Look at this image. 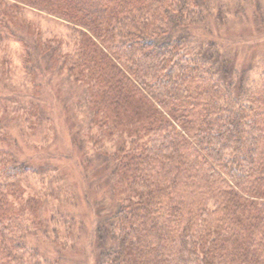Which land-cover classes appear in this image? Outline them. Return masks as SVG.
<instances>
[{
    "label": "trees",
    "instance_id": "obj_1",
    "mask_svg": "<svg viewBox=\"0 0 264 264\" xmlns=\"http://www.w3.org/2000/svg\"><path fill=\"white\" fill-rule=\"evenodd\" d=\"M258 1L0 0V264L61 262L39 238L54 250L80 239L84 216L76 224L68 206L102 181L108 193L88 202L95 264H264V61L253 76L255 66L193 33L246 27ZM25 8L73 33L63 66L61 42L45 40ZM11 41L21 46L19 85ZM52 68L66 69L59 87L78 97L66 174L84 177L82 191L29 152L37 145L26 132L47 134L40 71ZM53 171L43 194L29 193L32 175Z\"/></svg>",
    "mask_w": 264,
    "mask_h": 264
},
{
    "label": "rangeland",
    "instance_id": "obj_2",
    "mask_svg": "<svg viewBox=\"0 0 264 264\" xmlns=\"http://www.w3.org/2000/svg\"><path fill=\"white\" fill-rule=\"evenodd\" d=\"M255 9L256 13L254 11ZM255 9L252 7L248 14H245L247 18H249L246 21V27L245 25H235L234 27L217 28V26L214 25H207L204 27L205 30L201 28L193 30L194 34L205 35L216 40L226 47V49H230L231 53L236 58L237 65L241 66V68L247 67L248 65L255 66V69H253V76L257 75V73L262 70V65L259 64V62L261 60L264 61V23L261 22L264 19V4L263 2L261 4V0L255 4ZM23 13L26 20L41 31L45 40L61 42L62 57L57 65L63 66L64 57L67 53L73 52L75 48L76 38L69 30V27L61 20L34 9L25 8ZM227 14H229V12H227ZM8 52L7 58L11 61L13 80L15 84L19 85L24 75L20 56L21 46L17 42L11 41L9 42ZM57 68L56 70L52 68L40 71L45 86L38 100L44 103L46 102L44 107L47 113H49V119L44 130L47 134L45 135L43 132L39 137H35L30 131H27L26 136L28 140L37 145L36 148H31L29 152L45 166H55L57 165L56 163H58L63 170L59 174V178L64 180L62 183H69L74 186L75 190L82 191L86 189L87 185V182H84V177L79 181V178L75 179L72 178L74 176L66 174L72 171L71 168H69V162L66 156L70 153L68 133L71 127L75 126L72 111L73 109H75L76 112L78 111L75 105V100H78V97L74 91L66 94L65 91L63 92L60 89L59 83L62 81V76L66 74V69L62 68L63 71L58 72L59 68ZM12 131L16 132V129L13 128ZM75 155L80 157L77 151H75ZM40 167L42 168V166ZM56 174V171L48 172V175L45 174L44 176L34 174L30 177V183L32 185L27 186L26 189L29 193L43 194V192L48 189L52 175ZM93 177H95V175H93L92 178ZM59 178H57V180ZM100 183H94L87 188L92 197L91 199L89 196H86V198L82 196L80 201L75 202L74 205H76V208H73L72 205L68 206V209L74 210L78 214L76 224L80 221V215L84 216L85 224L83 226V231H79L77 225H75L73 230L74 235L81 234L80 239L69 235L66 240L59 243L58 248L56 247L57 250H54L52 244H45L44 240L39 238L38 245L43 248L44 252L52 254L53 256L61 250L64 258L58 264L96 263L99 254L98 241L95 236V225L98 216L95 217L97 212H94V208L88 202H90V200L96 202L98 199L101 201L104 196L103 194L108 193V187L110 188L109 184L106 182L107 185H105L104 181ZM53 185L57 187L58 182L53 180ZM98 186L100 187L99 189H97ZM71 198L73 197H70L69 200H71ZM51 199L52 201L54 200L53 198ZM62 235H64V229L61 230L59 241Z\"/></svg>",
    "mask_w": 264,
    "mask_h": 264
}]
</instances>
